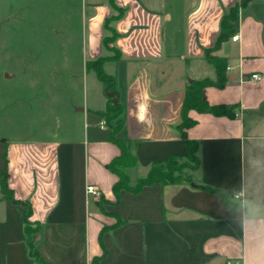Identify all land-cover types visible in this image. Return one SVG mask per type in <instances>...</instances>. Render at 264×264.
I'll use <instances>...</instances> for the list:
<instances>
[{
  "label": "crops",
  "instance_id": "crops-1",
  "mask_svg": "<svg viewBox=\"0 0 264 264\" xmlns=\"http://www.w3.org/2000/svg\"><path fill=\"white\" fill-rule=\"evenodd\" d=\"M62 1L41 14L55 23L58 47L72 48L59 55L54 81L76 85L82 96L58 106L64 124L40 126L38 135L20 140L0 138V176L6 172L14 199L0 188V264H36L26 244L27 219L38 227L31 243L45 264L95 258L100 264H264V202L255 212L245 205L253 198L247 180L261 170L264 154V0L240 6L238 41L234 34L212 53L227 59V83L203 90L209 104L234 107L236 116L188 112L196 123L186 134L200 142L192 182L123 190L119 198V177L109 165L121 149L111 139L114 125L100 116L108 98L88 63L105 56L106 47L120 54L103 68L123 108L115 139L126 141L137 160L125 169L134 187L154 163L185 156L180 125L187 86L216 79L206 52L241 0ZM11 18L22 21L15 11ZM109 34L116 37L106 45ZM89 185L98 193H89ZM221 194H242V209L227 207Z\"/></svg>",
  "mask_w": 264,
  "mask_h": 264
},
{
  "label": "rangeland",
  "instance_id": "rangeland-1",
  "mask_svg": "<svg viewBox=\"0 0 264 264\" xmlns=\"http://www.w3.org/2000/svg\"><path fill=\"white\" fill-rule=\"evenodd\" d=\"M43 1L46 3L41 4V0H0V138L20 140L32 133L38 135L40 126H45L48 131L55 124H64L67 117L64 114L58 116V106L69 107L82 96L76 85L66 84L62 78H58L60 83L54 81L61 68L58 66L59 55L72 48L58 47L55 23L52 19L44 21L41 16L55 11L59 4L55 0ZM66 6L62 5L63 8ZM13 11L20 13L22 21L11 18ZM18 23L23 24L15 28ZM108 36L113 38V35ZM114 50V47L107 49L105 55L114 57ZM6 73L11 78H7ZM88 85L91 86L90 81ZM53 97L58 100L54 101ZM107 98L114 102L117 97L110 92ZM111 123L115 130L121 128L120 119H112ZM259 157L261 170L247 180V189L253 198L246 200L245 205L251 212H255V205L264 202V154ZM179 166L180 177L190 179L194 160L181 161Z\"/></svg>",
  "mask_w": 264,
  "mask_h": 264
},
{
  "label": "trees",
  "instance_id": "trees-1",
  "mask_svg": "<svg viewBox=\"0 0 264 264\" xmlns=\"http://www.w3.org/2000/svg\"><path fill=\"white\" fill-rule=\"evenodd\" d=\"M248 0H241V4H238L230 9L227 15L224 16L221 25L220 36L217 40V44L215 47L207 50L206 52V60L208 63L213 66L216 72V79L204 78L200 80H193L186 89V96L183 105V121L180 125V130L182 133L183 141L186 145V154L185 156H170L163 162L154 163L151 168L148 170L147 174L144 177L138 179L136 186H131L130 179L128 174L125 172V169L135 167L137 165V160L135 156L132 154L128 143L126 141L115 139V134L119 132L123 127V121L121 119L123 108L120 105L119 101H112L111 98L107 101V108L103 113H100V116L105 119L107 123H111L112 119H120L121 120V128L119 130H115L113 128L112 137L113 141H116L121 149V154L116 157L109 165V168L115 172L119 180L114 186V193L119 198L120 193L123 190L130 192H139L146 186H150L156 183H160L162 185H181V184H189L192 182L191 178L186 179L182 176L180 177V166L179 162L184 160L193 159L195 162V166L191 168V171L197 170L201 161L199 158V150H200V142L194 139H190L186 134V129L195 125L196 121L191 119L188 116V112L190 110H195L199 113H210L215 116H225L229 118H234L236 116L235 108L228 107L224 105L214 106L209 104V102L204 98L203 90L206 87L213 86L217 88H223L227 83L226 70H227V59L224 57L214 56L212 53L219 48V46L231 38L234 34L237 33L236 21L238 16V11L240 6L245 5ZM107 30L114 32V30L107 26ZM116 37V34H113V38L109 36L105 37V43L108 45L112 39ZM110 49L111 47H106ZM113 48V47H112ZM114 57L102 56L97 60L91 61L88 63L87 67L92 69L98 75L99 80L102 82L106 94L110 92H115V81L114 78L109 76L104 71V64L108 61H115L120 58L119 52L114 50ZM113 117V118H112ZM179 175H176V174ZM7 174L6 172L0 176V188L1 192L6 199H13V195L11 190L7 186ZM202 189L210 191L212 193H219L218 189H212L209 187H203ZM222 201L225 205L232 209H242V203L239 199L235 198L232 194H221ZM16 202V201H14ZM38 227L35 223H31L28 219L25 221V235H26V244L29 252V256L33 259L36 264L41 262V264H45L44 261L40 260L39 255L35 252V248L31 243V236L33 233L37 231ZM93 264H100V259L95 258L93 260Z\"/></svg>",
  "mask_w": 264,
  "mask_h": 264
},
{
  "label": "built area",
  "instance_id": "built-area-1",
  "mask_svg": "<svg viewBox=\"0 0 264 264\" xmlns=\"http://www.w3.org/2000/svg\"><path fill=\"white\" fill-rule=\"evenodd\" d=\"M238 39H239V35H237V34L234 35L233 38H232L233 41H238ZM252 78L255 79V80H258V79L261 78V75H259V74L253 75ZM87 190L91 194H97L98 193V189L94 185H89ZM236 198L237 199H241V198H243V195L242 194L236 195Z\"/></svg>",
  "mask_w": 264,
  "mask_h": 264
},
{
  "label": "water",
  "instance_id": "water-1",
  "mask_svg": "<svg viewBox=\"0 0 264 264\" xmlns=\"http://www.w3.org/2000/svg\"><path fill=\"white\" fill-rule=\"evenodd\" d=\"M6 77H7V78H9V77H10V76H9V74H7V73H6ZM116 101H118V99H117V98H116Z\"/></svg>",
  "mask_w": 264,
  "mask_h": 264
}]
</instances>
